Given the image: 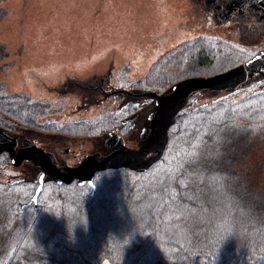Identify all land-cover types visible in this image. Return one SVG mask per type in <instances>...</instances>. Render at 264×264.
<instances>
[{"label":"trees","instance_id":"obj_1","mask_svg":"<svg viewBox=\"0 0 264 264\" xmlns=\"http://www.w3.org/2000/svg\"><path fill=\"white\" fill-rule=\"evenodd\" d=\"M260 49L196 36L165 51L136 84L163 92L188 76L224 71ZM7 101L0 98L8 106L3 110L23 119L18 110L26 102L11 108ZM30 104L39 113L40 106ZM123 116L115 111L60 128L46 124L57 134L90 137L118 130ZM262 162L264 78L205 102L194 93L169 127L162 157L148 169L97 171L94 191L89 183L49 179L32 202L37 180H0V264H65L62 236L74 264L104 258L114 264H264Z\"/></svg>","mask_w":264,"mask_h":264},{"label":"rangeland","instance_id":"obj_2","mask_svg":"<svg viewBox=\"0 0 264 264\" xmlns=\"http://www.w3.org/2000/svg\"><path fill=\"white\" fill-rule=\"evenodd\" d=\"M0 10V43L7 52L2 61L15 62L2 72L3 80L10 84L31 80V90L47 96L44 99L50 101L40 120L92 118L103 110L120 108L131 95L110 92L116 79L123 84L120 88L130 92V80L143 78L165 51L198 35L222 37L248 49L264 48V20L219 22L213 7L207 9L198 0H0ZM89 80L93 82L84 83ZM220 94L199 92L196 98L205 102ZM149 112L148 106L138 111L135 131L126 137V144L139 145V121L147 119ZM29 135L52 150L72 140L35 130ZM95 141L85 140L91 145ZM76 151L84 152L77 147L65 153L66 160ZM3 170L10 172V180L29 176L26 163H10ZM58 246L67 251L65 264H74L76 256L64 236ZM101 264L114 263L104 258Z\"/></svg>","mask_w":264,"mask_h":264},{"label":"water","instance_id":"obj_3","mask_svg":"<svg viewBox=\"0 0 264 264\" xmlns=\"http://www.w3.org/2000/svg\"><path fill=\"white\" fill-rule=\"evenodd\" d=\"M227 3L223 13H215V18L219 22L229 19L233 13L255 15L262 10L261 12L264 17V0H227ZM213 11L217 10L213 9ZM259 20H264V18ZM261 78H264V48L254 53L248 59L224 71L211 75L188 76L175 82L163 92L150 89L137 92L136 95L138 96L141 95L147 99L151 98L150 103L147 104L150 110L147 119L142 117L139 121L141 137L137 147H132L126 144L125 141L126 137L133 131L123 136L117 130H110L99 136H90L96 140L92 145L85 142L89 136L72 137L64 134H54L72 139L59 149H54L56 152L44 145H37L32 140L34 138L32 136V138H29V145L18 151L15 147L16 138L12 134H3L0 139V152L7 150L14 165H22L23 162L32 161L39 171L42 170L37 187L29 202L36 201L43 189L44 182L49 179L60 183H70L74 179H78V182L81 184L89 183L94 191L96 184L93 178L97 171L120 167L145 170L159 160L168 144L169 127L175 122L178 112L187 105L189 97L192 94L199 92L219 94L222 92L224 95V93L234 92L237 88ZM128 91L116 87L110 92L117 94L119 92L127 93ZM130 91L133 90L130 89ZM219 96L222 95L220 94ZM136 117L133 122L135 127ZM72 141L74 142L73 144ZM78 141L82 143V147L79 146ZM109 144L112 146L110 149L108 148ZM64 147L74 148V150L78 147L84 150L86 154L78 162L63 164L62 161H65L64 155L67 152L64 150ZM103 148H106V151L101 152ZM99 150L101 153H98ZM32 158L37 159L33 161L31 160ZM63 158L65 159L60 161L61 164L56 160ZM29 168L31 167L28 165ZM36 175L29 170V176L23 178V180H36ZM27 204L24 203V206Z\"/></svg>","mask_w":264,"mask_h":264},{"label":"flooded vegetation","instance_id":"obj_4","mask_svg":"<svg viewBox=\"0 0 264 264\" xmlns=\"http://www.w3.org/2000/svg\"><path fill=\"white\" fill-rule=\"evenodd\" d=\"M193 1H195V0H193ZM198 1H202L203 4L207 7V9H209V5L211 7H213V9H216L217 11H213L214 15L216 12L223 13L224 7L227 3V0H198ZM261 11H260V13L255 14V15L254 14L251 15L249 13H244V14L243 13H233L230 15V18H250V19H254V20L255 19L259 20V19L264 18ZM0 45H1V47H0V98H5L8 100L7 101L8 103L9 102L12 103L11 108L13 107V102H15V101L22 100V101L26 102V104H24L20 110L16 109V110L20 111L21 113H23V115L21 116V117H23V119L20 117H16L7 111H4L3 108L7 109L8 106L0 103V139H1L3 134H6V135L12 134V136H14L16 138L15 147L19 151V150H21V149H23L29 145V142H30L29 138H32L29 135V131L35 130L37 132H41V133H45V134H57L58 131L52 130L50 127L47 126L48 124H46V123H50L51 126L54 125L56 128H60L62 126L67 125L69 122L71 123L72 121L81 119V118L73 117V118H70L66 121H61V120H56V119L40 120L39 116L45 113L44 105H47L48 104L47 101H50V100L44 99V97L45 98L47 97L46 95L37 94L31 90V83H32L31 80H27V81L21 82V83H11V84L6 79L5 80L7 82L5 80H3L2 72L6 68H8V69L11 68L15 62L13 59H12L13 62H11V63H9L8 61H6V62L2 61V59L7 55V52L5 51L4 45L2 43H0ZM21 54H22V51L19 52L18 56H20ZM141 79L142 78L137 79V80H133V81L130 80V82H128V83H131L129 85V88L132 89L133 91H130V93L124 92V94H126V95H131L130 101H132V103H129L124 107L121 105L120 108L115 107L113 109L103 110L100 113V114H102V113L104 114V113H113L115 111H119L120 113L124 114V116L119 119V123L121 126L119 128H115V129H118L117 131L121 135H123L124 132H129V130L131 129V126H130L131 121L134 122V119L136 116L134 117L133 120H130L129 117L133 113H135L137 111V109L140 110L143 106H147V104L150 103V102H148L147 98H143V96H141V95L137 96V97H141L140 99H142V101H139L140 99H138L137 97H133V96H136L137 92L138 93L141 92V90H148V89L141 87L138 84H136ZM90 82H93V80H89V81L84 82V83H90ZM84 83L83 82H76L77 85L84 84ZM114 83H116V84H112L113 86L111 87V90L116 88V87L120 88L119 86L123 85L121 83V81L118 79H116ZM150 90H154V89H150ZM64 91H61L60 93H64ZM155 91H158V90L156 89ZM158 92H161V91H158ZM63 96H65V95L63 94ZM131 99H133V100H131ZM135 99H137V100H135ZM31 102L37 103L40 106L37 109V110H39L38 111L39 113L33 114V111H32L31 106H30ZM51 103H54L55 105L59 106V102L58 103L50 102L49 104H51ZM132 106H135L136 108L134 110H132V108H131ZM136 113H135V115H136ZM100 114H97L96 116H98ZM33 118L42 124L44 123L45 126L41 125L43 127L42 128L40 126H34L33 122H28L29 120L33 121ZM82 118H87V117H82ZM92 118H94V117H92ZM128 126L130 129L125 130V127H128ZM134 127H135V125L130 130V132L134 131L133 130ZM107 131H109V130H107ZM104 132H106V131H104ZM140 137H141L140 131H138L137 144H139V142H140ZM32 140H34L37 143V145H40L38 139L33 138ZM78 142H79V146L82 147V143L80 141H78ZM108 148L110 149V148H112V146L109 144ZM64 150L68 152V151H73L74 148L64 147ZM104 151H106V148H103L101 152H104ZM54 152H56V151L54 150ZM101 152L99 150L98 153H101ZM85 154L86 153H84V152L81 153V151H76L67 160L65 158L56 159V160L59 164H61L60 161L64 160V159H65V161L64 162L62 161L63 164L75 163V162H78L79 160H81V158ZM36 159L37 158H32L31 160L36 161ZM10 163H12V161H11V158L9 156V152L7 150L1 151L0 152V175H1L0 180L5 181V182H9V183L13 182V181L21 180V178H18V179L17 178L16 179L11 178V180H10L8 177V174L10 172L8 170H3V172H2V167L8 166ZM26 163L31 167V168H29V170L33 174H37L35 176V179L37 180V181H35L36 182L35 188H36L38 181H39V176H40L42 170L39 171L38 167L37 166L35 167V165H33L32 161H29ZM73 181L78 182V179H74Z\"/></svg>","mask_w":264,"mask_h":264}]
</instances>
